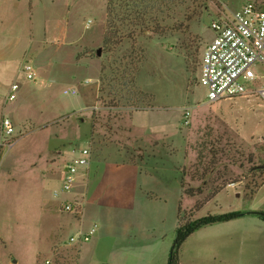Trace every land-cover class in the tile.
<instances>
[{"label":"rangeland","instance_id":"374dc122","mask_svg":"<svg viewBox=\"0 0 264 264\" xmlns=\"http://www.w3.org/2000/svg\"><path fill=\"white\" fill-rule=\"evenodd\" d=\"M261 1L182 0L176 9L174 0L169 22L180 19L183 32L161 41L143 31L135 52L126 42L104 53L108 0H0L2 99L40 121L15 120L8 148L0 115V264H167L178 216L237 211L246 214L193 233L180 264H264V220L249 214L264 211V103L255 95L210 103L198 81L212 20ZM188 40L189 63L179 50ZM124 74L134 93L117 90ZM13 83L21 89L10 103ZM72 87L78 95L64 94ZM85 147L91 166L63 192L65 167ZM230 179L239 182L211 198Z\"/></svg>","mask_w":264,"mask_h":264},{"label":"built area","instance_id":"2783aa9c","mask_svg":"<svg viewBox=\"0 0 264 264\" xmlns=\"http://www.w3.org/2000/svg\"><path fill=\"white\" fill-rule=\"evenodd\" d=\"M214 38L204 49L199 84L208 92L210 103L232 100L243 96H257L264 103V0L248 3L239 12L224 16L211 22ZM26 79L32 81L37 76L34 66L26 61L23 64ZM20 85L10 86L7 102L18 97ZM64 94L76 96V87L66 88ZM189 114V113H188ZM2 146L12 148L5 137L15 133L14 123L4 117L1 122ZM90 149L83 148L66 165L63 175V192H70L75 186L78 175L89 169L92 163ZM61 193L56 192V197ZM66 212H75L72 203L65 205ZM95 229L81 234L89 242ZM72 241L74 238L71 239Z\"/></svg>","mask_w":264,"mask_h":264},{"label":"trees","instance_id":"16d2710c","mask_svg":"<svg viewBox=\"0 0 264 264\" xmlns=\"http://www.w3.org/2000/svg\"><path fill=\"white\" fill-rule=\"evenodd\" d=\"M173 1L174 0H108L107 20H106L107 23L104 34L102 36V45H101L104 53H112L115 49L119 47H123L126 42H128L131 45L132 51L135 52L137 37L143 31L153 32L155 35H157V37L161 41L166 40L169 34L183 32V24L182 22L180 23L181 21L180 19H179L180 21L177 20L174 24H171L169 22L171 19L169 17L170 16L169 14H170V10L173 9L172 7ZM176 1L177 2H175V8L179 9L183 5V2L182 0H176ZM188 21L191 22L190 20ZM188 41L190 42L189 45L180 43V47H179L181 53H185V55L187 56L186 58L187 63H189L191 57H193L192 56L193 54L189 51L190 47H192L191 41L190 40ZM81 58L82 57H80L79 60H81ZM112 66L113 64L109 66L110 69H112ZM131 66L132 65H130L129 67L126 66V70H128ZM200 66H201V61H200ZM119 67L116 69H119ZM119 77H121L122 80H119L118 85L116 87L117 90L120 89L121 87L122 88L131 87L130 90H132L134 93L135 92L134 78L129 77V75L126 74H124V77L121 75H119ZM113 94L115 96L119 95L115 93ZM260 149L264 151V146H261ZM250 160H252V158H250ZM261 161H262V165H260V167L258 168L261 169L259 171L264 174V160ZM238 182L239 181L237 179H233V181L230 179L216 186L215 187L216 190L214 192L215 194L212 195L211 198L217 196L227 186H231ZM180 185L181 188L184 187L183 178L181 179ZM262 185L263 184L257 186L254 190L258 189ZM188 192L194 195L192 189L188 190ZM180 211L181 208L179 206V213ZM245 214L246 213L237 211V212H230L221 215H207L205 217L198 218L195 220H191V221L188 220L185 223H182V220L178 216V227L176 229V238L173 244V248L170 252L167 264H180L179 251L182 245L185 243V241L197 230L205 226L228 222L243 217ZM249 214H255L259 216V218L264 220V211L250 212Z\"/></svg>","mask_w":264,"mask_h":264},{"label":"crops","instance_id":"0c3cea01","mask_svg":"<svg viewBox=\"0 0 264 264\" xmlns=\"http://www.w3.org/2000/svg\"><path fill=\"white\" fill-rule=\"evenodd\" d=\"M28 1V2H27ZM24 2H27V4L25 6H28L29 7V0H24ZM3 67V71L5 72V74L7 73V70L10 69L9 65L8 64H5L2 66ZM16 71V69H14V67H12L10 69V71L8 72L9 76H11L14 72ZM0 77H3V75H0ZM2 86H5L4 85V82L0 83V115H1V118H4V117H7V118H10L9 116L12 114L14 115L16 113V117H14V119L12 120V122L14 123L15 120L17 121H20L22 124H25V126L27 128L29 127H32L34 126V124H39L40 121H37L35 118L32 119L30 117H24L23 115H19L18 114V111H16V108H14L13 106H8V104H6V102L4 101V99H2L5 94H4V90H2ZM21 87V86H20ZM21 89V88H20ZM19 89V90H20ZM16 101V100H15ZM13 101V102H15ZM13 102H10V103H13ZM5 111V112H4ZM11 115V116H12ZM15 116V115H14ZM1 164V162H0ZM47 204L51 203L50 201L49 202H46ZM53 205H56V203L52 202ZM47 207V206H46ZM80 216V214H79Z\"/></svg>","mask_w":264,"mask_h":264},{"label":"water","instance_id":"95a60500","mask_svg":"<svg viewBox=\"0 0 264 264\" xmlns=\"http://www.w3.org/2000/svg\"><path fill=\"white\" fill-rule=\"evenodd\" d=\"M101 52H102V50L99 49L98 52H97L98 56H101Z\"/></svg>","mask_w":264,"mask_h":264}]
</instances>
